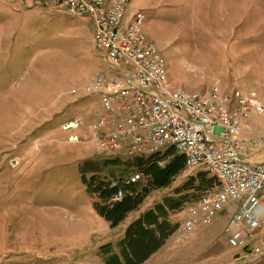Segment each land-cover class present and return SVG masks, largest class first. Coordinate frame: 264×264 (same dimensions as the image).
Returning <instances> with one entry per match:
<instances>
[{
    "label": "rangeland",
    "instance_id": "rangeland-1",
    "mask_svg": "<svg viewBox=\"0 0 264 264\" xmlns=\"http://www.w3.org/2000/svg\"><path fill=\"white\" fill-rule=\"evenodd\" d=\"M133 9L144 14L143 32L165 58L171 87L255 89L264 99V0H129ZM97 72L116 68L96 48L88 16L47 0H0V264H127V227L191 177L183 168L167 186L144 190L119 225L98 214L82 166L95 169L88 178L97 173L116 183L140 170L125 150L96 151L91 126L101 105L85 88ZM77 117L79 125L63 128ZM246 120L251 136L264 132V114ZM192 202L168 218L183 221ZM227 222L218 214L190 238L172 236L143 264H264V228L236 249L227 244Z\"/></svg>",
    "mask_w": 264,
    "mask_h": 264
},
{
    "label": "built area",
    "instance_id": "built-area-1",
    "mask_svg": "<svg viewBox=\"0 0 264 264\" xmlns=\"http://www.w3.org/2000/svg\"><path fill=\"white\" fill-rule=\"evenodd\" d=\"M47 1L88 16L96 48L104 49L116 68L113 75L97 72L85 88L99 95L101 105L91 126L96 151L125 150L137 157L173 149L185 159V176L207 171L217 183L186 208L175 241L190 238L198 225H213L225 213L229 246L245 249L264 228V157L257 156L264 150V132L247 136L254 129L246 120L251 113L264 114V99L255 89L229 94L217 85L208 93L171 87L165 58L143 32L144 14L129 11V0ZM81 122L77 117L63 122V128ZM140 178L135 173L127 183ZM259 253L255 246L254 254Z\"/></svg>",
    "mask_w": 264,
    "mask_h": 264
},
{
    "label": "trees",
    "instance_id": "trees-1",
    "mask_svg": "<svg viewBox=\"0 0 264 264\" xmlns=\"http://www.w3.org/2000/svg\"><path fill=\"white\" fill-rule=\"evenodd\" d=\"M170 153L175 150L170 149L146 156H137L133 159V164L146 174L148 183L143 187H138L135 183H117L112 180L101 178L99 174L93 173L90 178L87 173L94 172V168L88 164L82 166L84 183L95 195L94 208L100 216L108 221L112 226L119 225L127 218L128 212L135 210L143 200L144 190L148 188H161L167 186L185 165L182 155H174L168 160ZM160 161H165L164 166ZM91 167V168H90ZM216 179L205 170L196 172L180 187L176 195L167 196L162 202L142 214L125 231L123 240V254L127 264H143L152 255L158 252L167 240L172 237L178 226V222L171 221L168 217L176 210L183 209L185 203L196 202L202 193L216 185ZM122 190L124 197L122 200H114L118 192ZM188 191H193L194 199L188 200ZM191 205V204H190Z\"/></svg>",
    "mask_w": 264,
    "mask_h": 264
},
{
    "label": "crops",
    "instance_id": "crops-1",
    "mask_svg": "<svg viewBox=\"0 0 264 264\" xmlns=\"http://www.w3.org/2000/svg\"><path fill=\"white\" fill-rule=\"evenodd\" d=\"M249 123V122H248ZM247 136H251V134H248ZM258 156V155H257ZM259 157V156H258ZM223 215H226L225 213H223ZM227 244H228V242H227ZM229 245V244H228ZM239 255V254H238Z\"/></svg>",
    "mask_w": 264,
    "mask_h": 264
}]
</instances>
